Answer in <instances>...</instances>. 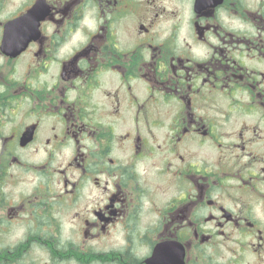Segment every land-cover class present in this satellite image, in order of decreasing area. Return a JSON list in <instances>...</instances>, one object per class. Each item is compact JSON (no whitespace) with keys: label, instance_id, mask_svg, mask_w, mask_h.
I'll return each mask as SVG.
<instances>
[{"label":"flooded vegetation","instance_id":"af4514ba","mask_svg":"<svg viewBox=\"0 0 264 264\" xmlns=\"http://www.w3.org/2000/svg\"><path fill=\"white\" fill-rule=\"evenodd\" d=\"M0 264H264V0H0Z\"/></svg>","mask_w":264,"mask_h":264}]
</instances>
